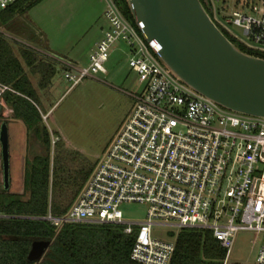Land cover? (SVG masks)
Listing matches in <instances>:
<instances>
[{"label": "built area", "instance_id": "obj_1", "mask_svg": "<svg viewBox=\"0 0 264 264\" xmlns=\"http://www.w3.org/2000/svg\"><path fill=\"white\" fill-rule=\"evenodd\" d=\"M20 0H0L5 10ZM108 21L85 67L65 65V79L79 86L107 75L115 46L129 48V67L141 85L135 107L76 202L62 216L43 220L55 228L72 224L119 225L134 235L130 258L137 264H171L183 230L210 231L227 251L229 264L240 232L255 234L254 264H264V118L226 110L200 96L161 62L145 34L115 0H104ZM223 0H208L212 18L237 41L244 32L249 49L264 53V0L253 14L219 11ZM10 90L0 85L2 94ZM146 204L143 222L124 220L123 204ZM155 227L178 229L175 239H159Z\"/></svg>", "mask_w": 264, "mask_h": 264}, {"label": "rangeland", "instance_id": "obj_2", "mask_svg": "<svg viewBox=\"0 0 264 264\" xmlns=\"http://www.w3.org/2000/svg\"><path fill=\"white\" fill-rule=\"evenodd\" d=\"M217 6L224 17L232 18L234 12L253 14L261 7V0H223ZM105 12L104 0H43L25 15L16 17L9 27H0V33L11 42L22 63L20 46L46 58L85 67L103 37L101 26L108 25ZM230 28L241 42L250 44L242 29ZM241 42L236 40L237 45ZM129 58L127 45H116L105 65L107 75L87 78L73 89L65 79L67 68L63 63L55 62L57 74L52 86L45 90L39 88V77L32 76L26 69L37 90L43 122L50 132L52 144L64 145L62 154L68 156L73 171L93 166L92 176L134 110L133 96L140 95L142 89L137 74L129 67ZM4 114L0 117V132L3 123H7L11 168L9 192L22 193L26 160L41 155L43 148L35 137L28 134L21 121L13 119V112L6 104ZM4 190L0 143V193ZM120 209L127 222H143L148 216L146 204H123ZM178 233V229L154 228V235L159 239H175ZM254 239V233L240 232L229 264H254L258 251Z\"/></svg>", "mask_w": 264, "mask_h": 264}, {"label": "trees", "instance_id": "obj_3", "mask_svg": "<svg viewBox=\"0 0 264 264\" xmlns=\"http://www.w3.org/2000/svg\"><path fill=\"white\" fill-rule=\"evenodd\" d=\"M43 0H20L0 11V27H9ZM211 15L209 7L201 0ZM124 16L133 24L127 0H115ZM212 17V15H211ZM223 33L243 52L264 58V53L237 45L236 39ZM16 55L11 42L0 33V85L10 90L2 94L12 110L13 119L21 121L28 134L42 145L43 152L26 160L22 193H0V264H137L130 258L134 235L119 225L72 224L55 228L43 220L66 214L76 202L91 177L93 166L74 170L69 166L64 145L53 146L50 132L43 122L37 90L26 69L39 77V88H50L57 74L53 60L40 53L19 47ZM46 115V114H44ZM61 153V156L58 155ZM71 162V161H70ZM36 243H49L43 258L31 259ZM227 251L210 231L183 230L171 264H225Z\"/></svg>", "mask_w": 264, "mask_h": 264}, {"label": "water", "instance_id": "obj_4", "mask_svg": "<svg viewBox=\"0 0 264 264\" xmlns=\"http://www.w3.org/2000/svg\"><path fill=\"white\" fill-rule=\"evenodd\" d=\"M208 6V0H203ZM135 24L161 62L194 92L238 114L264 118V58L240 50L215 23L201 0H127ZM4 107L0 104V117ZM4 188L10 189V137L0 132ZM49 243H36L40 261Z\"/></svg>", "mask_w": 264, "mask_h": 264}, {"label": "crops", "instance_id": "obj_5", "mask_svg": "<svg viewBox=\"0 0 264 264\" xmlns=\"http://www.w3.org/2000/svg\"><path fill=\"white\" fill-rule=\"evenodd\" d=\"M106 28V26H101V31H102V36H103V30ZM51 58V57H50ZM49 58V59H50ZM54 62H57V63H63L64 65H69L70 63H67V62H65V61H62V60H58V59H55V58H51ZM70 65H72V64H70Z\"/></svg>", "mask_w": 264, "mask_h": 264}]
</instances>
